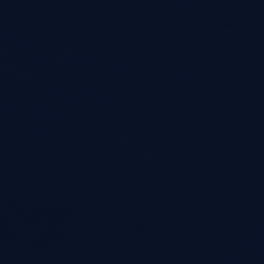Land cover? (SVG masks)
Returning a JSON list of instances; mask_svg holds the SVG:
<instances>
[{
  "label": "water",
  "instance_id": "water-1",
  "mask_svg": "<svg viewBox=\"0 0 264 264\" xmlns=\"http://www.w3.org/2000/svg\"><path fill=\"white\" fill-rule=\"evenodd\" d=\"M0 264H264V0H0Z\"/></svg>",
  "mask_w": 264,
  "mask_h": 264
}]
</instances>
